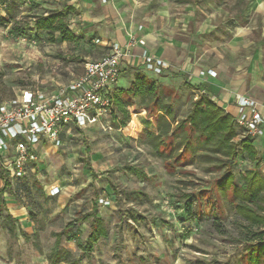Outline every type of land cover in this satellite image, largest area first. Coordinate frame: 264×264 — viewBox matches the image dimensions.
Returning <instances> with one entry per match:
<instances>
[{
    "label": "rangeland",
    "instance_id": "obj_1",
    "mask_svg": "<svg viewBox=\"0 0 264 264\" xmlns=\"http://www.w3.org/2000/svg\"><path fill=\"white\" fill-rule=\"evenodd\" d=\"M66 1L6 0L15 18L28 25L18 37L9 32L14 21L0 25V100L8 101L25 88L51 90L65 84L81 73L83 62L101 54L95 48V30L79 34L86 16L78 5L67 17L77 40L57 37L51 42L46 33L37 38L35 18ZM5 8L1 4L0 16H8ZM136 76L128 73L127 80L118 82L135 120L129 128L114 126L112 115L109 124L68 127L62 145L41 148L39 161L19 181L0 165V264H51L56 249L68 250L80 264H247L249 234L262 227L236 212L232 188L223 191L218 180L230 172L240 185L247 171L259 166L264 173V138L249 140L258 160L242 150L233 162L204 134L195 131L187 144L178 123L190 111L192 96L178 97L174 90L156 86L149 96L132 95L128 89ZM152 93L161 111L152 103ZM114 110L119 122L116 102ZM240 138L235 139L239 150ZM126 166H136L144 175L138 177ZM55 186L60 192L50 195ZM95 208L107 234L92 253L64 236L57 242L55 234L79 219L78 240L86 243L92 216H83ZM6 214L15 219V233L6 226Z\"/></svg>",
    "mask_w": 264,
    "mask_h": 264
},
{
    "label": "crops",
    "instance_id": "obj_2",
    "mask_svg": "<svg viewBox=\"0 0 264 264\" xmlns=\"http://www.w3.org/2000/svg\"><path fill=\"white\" fill-rule=\"evenodd\" d=\"M66 5L85 12L79 34L95 30L101 54L83 62L81 73L65 84L84 73L87 61L101 58L118 43L134 55L123 62L122 80L141 72L178 97L195 100L207 94L233 117L237 96L264 103V0H67ZM68 24L77 40L73 23ZM144 51L171 67L146 75L139 58Z\"/></svg>",
    "mask_w": 264,
    "mask_h": 264
},
{
    "label": "built area",
    "instance_id": "obj_3",
    "mask_svg": "<svg viewBox=\"0 0 264 264\" xmlns=\"http://www.w3.org/2000/svg\"><path fill=\"white\" fill-rule=\"evenodd\" d=\"M139 42L145 44L144 39ZM134 43L132 39L130 45ZM130 56L134 55L128 47L115 43L111 52L87 61L84 73L67 84L51 90L25 88L8 101L0 100V165L10 178L16 181L25 178L31 163L39 161L41 148L46 144L62 145L61 135L68 127L109 124L123 62ZM139 58L145 69L156 75L171 67L146 51ZM236 105L234 118L242 131L240 136L264 138V103L237 96ZM59 192L60 188L55 186L50 195Z\"/></svg>",
    "mask_w": 264,
    "mask_h": 264
},
{
    "label": "trees",
    "instance_id": "obj_4",
    "mask_svg": "<svg viewBox=\"0 0 264 264\" xmlns=\"http://www.w3.org/2000/svg\"><path fill=\"white\" fill-rule=\"evenodd\" d=\"M3 3L6 7L5 9L8 10V16H0V25L7 26L14 21V24L10 26V34L15 37L23 35L28 23H23L15 18L13 5H6V0H0V6ZM72 11L73 7L66 5L60 9L52 10L47 14L37 16L34 20L37 38L41 39L43 33H46L48 40L51 42H55L57 37H59L61 41L75 40L76 36L69 29V24L67 22V17ZM136 74L135 81L128 89V92L132 95L141 93L142 96H149L148 94L153 91V87L155 86L154 83L152 82L150 86H146L145 81H148L146 76L141 72H136ZM152 97L154 98L152 103L158 106V111H161L162 108H159L158 97L154 95ZM114 99L117 103V109H119L121 113V117L120 121L117 122L118 115L115 111L116 113L114 112L115 114L113 115V124L116 127L126 126L131 120V113L122 100L120 88H117V91L114 92ZM167 113H169V111ZM178 128L185 129L184 132L186 131V133H184L183 139L187 144L192 142V134L195 131L199 134H204L206 136V141H215L217 150L227 155L231 162L242 154V150H245L252 159L256 158L257 151L250 142L252 138L241 137L240 141L243 144L241 150H239L238 144L240 143H237L235 138L239 137L240 129L235 123V118L227 113L207 94H201L192 102L190 111L187 116L178 123ZM186 128H189L190 131ZM125 168L138 177L144 175V172L139 170L136 166H126ZM259 170V166H257V169L247 171L245 175L242 176L243 183L240 185L235 183L234 176L230 172L222 179L218 180L223 191L228 190L229 187L232 188L233 194L231 200L233 201L236 212L248 220L252 226L262 227L257 231L250 230L247 246V264H261L262 261H264V173ZM26 186L27 185L24 184V187ZM134 193L136 196L140 194H137V192ZM188 208L189 214H192L193 211L191 210L189 202ZM2 215L3 213L0 209V216ZM90 216H92L90 222L91 232L86 243H82L78 240V231L80 227L79 219H76L77 221L68 222L61 232L55 234L57 242L64 236L66 241H77L78 245L85 253H92L94 244L101 236L107 234V229L103 219L97 215L96 208L83 216V219L86 220ZM4 217L6 219V226L10 231L15 233V219L13 216L11 214H6ZM50 259L51 264H60L62 262L64 264H80L79 260L71 258V253L68 250L62 251L61 249H56Z\"/></svg>",
    "mask_w": 264,
    "mask_h": 264
}]
</instances>
